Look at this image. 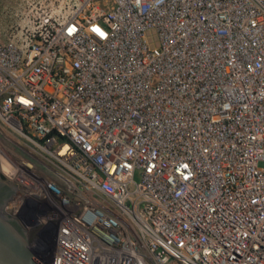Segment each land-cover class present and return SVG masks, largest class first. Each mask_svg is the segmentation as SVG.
<instances>
[{
  "label": "built area",
  "instance_id": "2783aa9c",
  "mask_svg": "<svg viewBox=\"0 0 264 264\" xmlns=\"http://www.w3.org/2000/svg\"><path fill=\"white\" fill-rule=\"evenodd\" d=\"M14 15L0 173L5 211L52 240L47 261L30 244L43 264H264V0Z\"/></svg>",
  "mask_w": 264,
  "mask_h": 264
},
{
  "label": "water",
  "instance_id": "95a60500",
  "mask_svg": "<svg viewBox=\"0 0 264 264\" xmlns=\"http://www.w3.org/2000/svg\"><path fill=\"white\" fill-rule=\"evenodd\" d=\"M15 192V184L0 174V264H43L30 248L28 230L5 211Z\"/></svg>",
  "mask_w": 264,
  "mask_h": 264
},
{
  "label": "rangeland",
  "instance_id": "374dc122",
  "mask_svg": "<svg viewBox=\"0 0 264 264\" xmlns=\"http://www.w3.org/2000/svg\"><path fill=\"white\" fill-rule=\"evenodd\" d=\"M23 5V0H0V42H6L7 38L4 32L10 26L18 23L17 17L14 15L15 10L20 9ZM154 31H148L146 33L148 41L151 44H155ZM262 165V164H260ZM31 247L39 250L38 257L43 260H48L51 254L52 240L49 239L45 246L38 244L37 240L32 236L30 237Z\"/></svg>",
  "mask_w": 264,
  "mask_h": 264
},
{
  "label": "flooded vegetation",
  "instance_id": "af4514ba",
  "mask_svg": "<svg viewBox=\"0 0 264 264\" xmlns=\"http://www.w3.org/2000/svg\"><path fill=\"white\" fill-rule=\"evenodd\" d=\"M1 174V173H0Z\"/></svg>",
  "mask_w": 264,
  "mask_h": 264
}]
</instances>
